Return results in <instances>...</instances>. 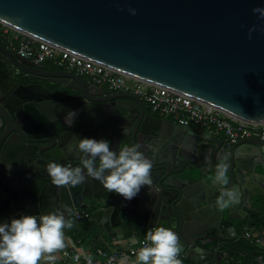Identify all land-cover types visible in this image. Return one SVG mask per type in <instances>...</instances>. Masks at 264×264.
<instances>
[{
    "label": "water",
    "instance_id": "water-1",
    "mask_svg": "<svg viewBox=\"0 0 264 264\" xmlns=\"http://www.w3.org/2000/svg\"><path fill=\"white\" fill-rule=\"evenodd\" d=\"M255 7L264 0H0V24L259 124L264 18ZM10 69L50 86L15 81ZM69 110H78L71 127L64 119ZM74 136L106 139L113 150L140 145L153 163V184L131 200L91 177L77 187L53 185L49 161L82 166ZM221 158L229 164L227 185L215 180ZM224 188L235 190L237 202L221 209L216 201ZM258 197L264 198V139L230 144L199 133L155 116L132 94L34 64L0 43V222L57 209H68L69 219L88 203L110 236L138 220L144 231L172 227L193 264H229L230 251L263 264L237 244Z\"/></svg>",
    "mask_w": 264,
    "mask_h": 264
},
{
    "label": "clouds",
    "instance_id": "clouds-1",
    "mask_svg": "<svg viewBox=\"0 0 264 264\" xmlns=\"http://www.w3.org/2000/svg\"><path fill=\"white\" fill-rule=\"evenodd\" d=\"M252 12L258 14V18H264V7H255ZM129 13L135 15L136 10L129 9ZM258 30L264 32V27ZM254 31H257L256 25L248 28L249 39ZM77 115L78 110L67 111L64 119L69 127ZM73 145L82 154L81 167H66L54 161L44 166L55 186L77 187L85 183L87 177H91L108 192L131 200L142 187L153 184V163L138 144H120L113 150L106 139L74 136ZM8 167L10 169L11 165ZM215 167V180L220 185H227L229 164L221 158ZM236 202L237 193L228 188L221 191L216 201L221 209ZM65 211L57 209L39 216L21 214L18 218L0 222V264H40L42 259L52 260V253L66 247L65 230L74 226V221L66 218ZM182 251L179 236L172 227L161 225L149 228L142 247L136 252V264H182L177 258ZM79 259L77 256L76 260ZM86 260L87 264H92L91 256H87Z\"/></svg>",
    "mask_w": 264,
    "mask_h": 264
},
{
    "label": "built area",
    "instance_id": "built-area-1",
    "mask_svg": "<svg viewBox=\"0 0 264 264\" xmlns=\"http://www.w3.org/2000/svg\"><path fill=\"white\" fill-rule=\"evenodd\" d=\"M0 43L19 57L30 60L34 64L49 63L58 70L73 72L91 84L108 91L132 94L160 118L170 119L176 124L190 127L199 133L223 138L230 144L250 137L264 139V123L253 124L232 119L212 105L125 75L4 25L0 26ZM90 209L89 204L85 203L84 208L76 209L72 213L71 220L74 224L89 220ZM145 236L146 233L135 237L136 242L129 243L127 248L114 249L107 246L85 249L82 248L80 240H77L74 246L66 244L64 249L52 254L54 257L52 260H42L40 264H87V256L92 257V264H119L120 259L136 255L137 250L142 247ZM241 237L256 246H259L262 240V236L251 228H245ZM77 256L80 257L79 261L76 260ZM177 258L182 264H185L187 260L183 253H180ZM240 262L242 261H238ZM243 264H254V262Z\"/></svg>",
    "mask_w": 264,
    "mask_h": 264
},
{
    "label": "crops",
    "instance_id": "crops-1",
    "mask_svg": "<svg viewBox=\"0 0 264 264\" xmlns=\"http://www.w3.org/2000/svg\"><path fill=\"white\" fill-rule=\"evenodd\" d=\"M149 112V108H147ZM152 113V112H151ZM154 114V113H153ZM155 116L159 117L158 115L154 114ZM196 131V130H195ZM255 200L256 202L250 203V208L253 210V213L248 216V218L242 222L241 230H240V238L242 235V231L245 228H251L257 234L262 236L261 244L256 246L252 243L246 242L242 238L240 239V248L248 253L247 249L249 246L255 248L253 252L256 253L255 257H258L257 252L264 250V198L258 197ZM91 210V209H90ZM74 231L65 239V242L69 246H74L77 240H81L82 248L88 249H95L96 247L100 246H107L110 249L114 248H127L129 243L134 244L135 237L142 236L145 231L141 228V223L138 220L133 221L132 223H123L120 227L113 229L112 236L108 235L106 231L98 225L95 218L91 215L89 220H82L79 222L78 225L74 226ZM144 232L143 234L140 233ZM81 232L82 238L79 239L78 234ZM76 233H78L76 235ZM129 235V236H128ZM77 236V237H76ZM257 251V252H256ZM47 256V255H46ZM232 258H235L232 264H235L236 261H242L244 263H248L246 259H249L254 262V264H258L252 258H248L244 255L233 254ZM44 260V259H42ZM46 261V260H45ZM263 261V258H262ZM119 264H136V255L124 257L119 260ZM185 264H193L188 259L185 261ZM264 264V262H263Z\"/></svg>",
    "mask_w": 264,
    "mask_h": 264
},
{
    "label": "flooded vegetation",
    "instance_id": "flooded-vegetation-1",
    "mask_svg": "<svg viewBox=\"0 0 264 264\" xmlns=\"http://www.w3.org/2000/svg\"><path fill=\"white\" fill-rule=\"evenodd\" d=\"M47 67H49L50 69H55V70H58V69H56L53 65L52 66H47ZM10 73L12 74V77L14 78V80L15 81H18V82H20V83H24V84H29V83H35V82H37V83H41V84H43V85H46V86H50L47 82H45V81H42V80H36V79H33V78H24L23 76H21V75H15V73H14V71L12 70V69H10ZM144 105V104H143ZM144 107L147 109L148 107L147 106H145L144 105ZM92 210V209H91ZM69 219L71 220V215H70V217H69ZM79 223H77V224H74V226H76V225H78ZM74 226H73V228H71L70 229V234L72 233V231H73V229H74ZM241 230V229H240ZM241 233V232H240ZM239 233V234H240ZM238 234V236H239V240L237 241V244L239 245V248H240V239L242 238H240V235ZM241 249V248H240ZM242 251H244V250H242ZM245 252V251H244ZM233 254H236L235 252H232V251H230V255H231V259H230V262L233 260L234 261V259L235 258H232L233 256ZM229 262V263H230ZM231 263H234V262H231Z\"/></svg>",
    "mask_w": 264,
    "mask_h": 264
},
{
    "label": "trees",
    "instance_id": "trees-1",
    "mask_svg": "<svg viewBox=\"0 0 264 264\" xmlns=\"http://www.w3.org/2000/svg\"><path fill=\"white\" fill-rule=\"evenodd\" d=\"M1 26V25H0ZM46 65L47 66H52L51 64H49V63H46ZM74 231V230H73ZM72 231V232H73ZM140 233L141 234H143L144 232H141L140 231ZM145 233H146V231H145ZM144 233V234H145ZM78 233H76V235H77ZM143 234V235H144ZM129 236V235H128ZM77 237V236H76ZM78 237H80L79 239H81L82 238V234H81V232L78 234ZM81 241V240H80ZM255 248H253V247H251V246H249L248 247V249H247V251H248V254H251L253 251H255L254 250ZM257 252V251H256ZM257 255H259V256H262V258H263V262H264V250H262V251H260V252H257ZM246 261L248 262V263H251V262H253V261H251V260H249V259H246ZM244 263V262H243ZM242 262H240V263H238V261L236 262V264H243ZM229 264H232L231 262L229 263Z\"/></svg>",
    "mask_w": 264,
    "mask_h": 264
}]
</instances>
